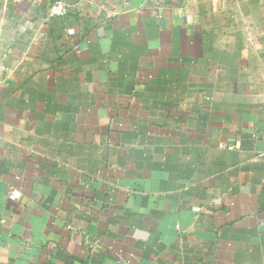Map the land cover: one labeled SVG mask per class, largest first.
Masks as SVG:
<instances>
[{"label":"crops","instance_id":"0c3cea01","mask_svg":"<svg viewBox=\"0 0 264 264\" xmlns=\"http://www.w3.org/2000/svg\"><path fill=\"white\" fill-rule=\"evenodd\" d=\"M53 1L0 0V264H264V0Z\"/></svg>","mask_w":264,"mask_h":264},{"label":"built area","instance_id":"2783aa9c","mask_svg":"<svg viewBox=\"0 0 264 264\" xmlns=\"http://www.w3.org/2000/svg\"><path fill=\"white\" fill-rule=\"evenodd\" d=\"M69 12V6L65 1L57 0L53 1L49 6V13L52 16H62L66 15ZM4 68L0 65V87L2 84V76H3ZM17 194L16 192L12 191L10 193L11 199H16Z\"/></svg>","mask_w":264,"mask_h":264}]
</instances>
